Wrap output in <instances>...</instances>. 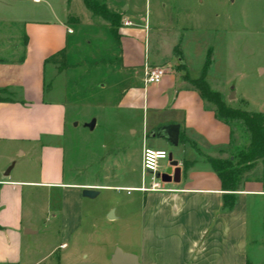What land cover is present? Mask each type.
I'll return each mask as SVG.
<instances>
[{
	"label": "crops",
	"instance_id": "1",
	"mask_svg": "<svg viewBox=\"0 0 264 264\" xmlns=\"http://www.w3.org/2000/svg\"><path fill=\"white\" fill-rule=\"evenodd\" d=\"M25 2L29 0H0V263L25 264V241L39 234L30 224L33 212L25 206L33 192L39 203L46 198V208L60 196V234L68 240L80 227L83 191L113 188L71 182L66 176L68 72L80 65L70 64V58L95 46L89 56L92 67L103 66L122 83L126 80L127 89L113 105L116 112L126 113L128 134L144 140L160 127L179 125L176 148L191 152L184 159L170 155L181 179L166 183L167 192L143 191L150 188L144 185L118 187L143 193L134 218L140 253L133 255L139 264H264L254 258L257 251L250 254L256 233L264 230V160L246 176L234 208L226 210V192L207 157L225 158L233 147L232 130L188 82L201 77L213 50H208L200 77L192 78L180 49L188 31L168 17L138 16L135 5L103 2L110 12H122L119 47L109 23L95 18L84 0L77 12L51 18L47 8ZM63 50L68 68L59 73L47 60ZM147 67L165 69L159 85H145ZM212 68L211 59L209 85ZM107 88L100 86L102 91ZM146 147L144 140L137 155H130L128 148L114 155L121 157V165L141 169ZM61 247L66 249L67 243Z\"/></svg>",
	"mask_w": 264,
	"mask_h": 264
},
{
	"label": "rangeland",
	"instance_id": "2",
	"mask_svg": "<svg viewBox=\"0 0 264 264\" xmlns=\"http://www.w3.org/2000/svg\"><path fill=\"white\" fill-rule=\"evenodd\" d=\"M97 1L130 3L137 7L138 16H165L168 21H173L172 24L183 25L188 32L180 49L190 76L200 77L208 50L212 49L211 90L220 93L233 109L264 112V0ZM25 4L47 8L50 18L64 13L71 15L80 6L84 7L83 0H40L38 4L29 0ZM121 13L117 15V24L121 22ZM95 48H85L86 52L79 51L70 58V64L80 62V65L68 72V131L64 140L66 176L71 182L113 188H102L97 197L82 200L80 227L68 240L60 234V196L50 199L51 205L46 208V198L42 197V203H39L37 198L40 197L33 192L25 206L26 212H33L30 224L39 230V234L25 241L24 248L29 251L28 257L22 260L25 264H111L109 259L117 249L139 254L140 241L134 218L143 193L118 187H150L151 179L148 177L143 182L141 169L136 164L121 165V157L114 154L128 148L130 155H137L144 140L148 147H161L175 159L189 158L191 153L182 154V148L151 138L150 134L144 140L141 135L132 137L128 134L126 113L116 112L113 105L122 90L127 89L126 80L122 83L103 66L92 67L89 56L95 54ZM101 85H106L107 90L102 91ZM232 93L235 98L230 100ZM93 120L97 125L91 131L86 125ZM231 126L235 143L225 158L238 157L250 143L243 122L234 121ZM170 165V158L161 161V171L166 172ZM30 200L32 205H29ZM111 211L115 213L114 220L109 219ZM262 226L258 227L262 229ZM254 238L250 254L257 251L254 258L264 260V230L258 231ZM65 242L66 249L61 247Z\"/></svg>",
	"mask_w": 264,
	"mask_h": 264
},
{
	"label": "trees",
	"instance_id": "3",
	"mask_svg": "<svg viewBox=\"0 0 264 264\" xmlns=\"http://www.w3.org/2000/svg\"><path fill=\"white\" fill-rule=\"evenodd\" d=\"M84 3L95 18H102L109 23L110 32L120 47L117 29L121 22L117 24L118 14L110 12L105 3H100L97 0H84ZM47 62L58 66L59 73L64 72L68 68L66 50L53 55ZM210 65L211 58L207 60L201 77L197 80L188 79V82L199 92L204 101L213 105L212 108L217 119L231 128L232 139H234V130L231 125L234 121L243 122L250 137L249 146L244 148L238 157H207L208 163L220 178L223 190L226 192L224 208L232 210L236 203V194L242 190L246 176L257 167L260 161L264 160V114L249 113L229 107L221 94L212 91L210 88L207 80ZM181 66L183 67L184 64H181ZM233 141L232 146L234 144Z\"/></svg>",
	"mask_w": 264,
	"mask_h": 264
},
{
	"label": "water",
	"instance_id": "4",
	"mask_svg": "<svg viewBox=\"0 0 264 264\" xmlns=\"http://www.w3.org/2000/svg\"><path fill=\"white\" fill-rule=\"evenodd\" d=\"M181 64H184L180 61ZM235 98L234 93H232L230 100ZM91 131L96 127V120H93L91 123L86 125ZM180 133L181 128L179 125H166L158 128L156 131L150 134L151 138H158L167 141L174 147H178L180 143ZM176 165H171L167 172L163 175L158 174L157 177L161 178L165 183H179L181 179V169L175 168ZM99 195V192L94 190H84L83 197L93 199ZM109 219H115L114 211H111L109 214ZM112 264H139L138 257L133 254L124 253L121 249H117L111 258Z\"/></svg>",
	"mask_w": 264,
	"mask_h": 264
},
{
	"label": "built area",
	"instance_id": "5",
	"mask_svg": "<svg viewBox=\"0 0 264 264\" xmlns=\"http://www.w3.org/2000/svg\"><path fill=\"white\" fill-rule=\"evenodd\" d=\"M165 76H166L165 69L147 67L145 72L144 83L146 86L159 85L163 81ZM169 158L170 155L165 150H155L149 147L144 148L142 155L141 175L143 182H145V180L148 177H150L151 186L149 189H142L143 191H153V192L168 191L167 189H165L166 183L163 182L161 178H158L157 175L158 174L163 175L167 172V171L166 172L161 171L160 162L168 160Z\"/></svg>",
	"mask_w": 264,
	"mask_h": 264
}]
</instances>
